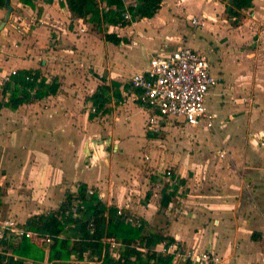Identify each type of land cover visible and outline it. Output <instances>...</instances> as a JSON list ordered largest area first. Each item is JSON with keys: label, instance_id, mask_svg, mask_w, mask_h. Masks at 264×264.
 Returning <instances> with one entry per match:
<instances>
[{"label": "crops", "instance_id": "0c3cea01", "mask_svg": "<svg viewBox=\"0 0 264 264\" xmlns=\"http://www.w3.org/2000/svg\"><path fill=\"white\" fill-rule=\"evenodd\" d=\"M120 1L122 12L139 3ZM89 17L66 0H3L0 77L17 76L0 81V219L25 227L91 188L102 200L87 204L161 236L154 249L175 240L218 264H264V0H160L126 24ZM179 46L203 55L217 81L204 101L211 128L156 119L134 98L130 76ZM27 73L34 94L9 108Z\"/></svg>", "mask_w": 264, "mask_h": 264}, {"label": "built area", "instance_id": "2783aa9c", "mask_svg": "<svg viewBox=\"0 0 264 264\" xmlns=\"http://www.w3.org/2000/svg\"><path fill=\"white\" fill-rule=\"evenodd\" d=\"M131 7H134L131 5ZM122 21L129 22L130 17L127 9L121 13ZM191 25H199L195 19L190 20ZM159 56L151 57L147 61L146 67L129 78L131 87L136 91L135 100L140 104L153 110L156 119L174 118L180 119L184 125L197 127L204 122L206 128H211V117L206 114L204 101L209 90L217 83L216 79L209 73L207 59L189 49L179 46L174 50ZM17 76L15 70L0 77L1 83H10L11 77ZM23 83H30L31 76L27 73L22 76ZM35 92L34 87L26 89L27 98ZM91 112L94 109L91 108ZM156 119L152 116L148 118V128L154 130L157 126ZM169 175L168 172L165 173ZM94 196L98 201L102 196L91 188H85L83 197L75 199L64 205L61 211L55 216L56 220L63 226L64 231L73 229L74 222L80 218L79 214L85 212L86 201ZM118 220L131 226L138 227L129 217L120 218V212H117ZM53 217L46 214L45 217ZM116 221V220H115ZM87 231L92 232V221L87 222ZM0 238L2 240H32L38 245H50L53 238L45 233L27 229L17 225L10 219H0ZM68 238L71 241H77L70 237L57 235L56 240ZM91 241L90 239L86 240ZM125 244L112 237H102L100 239V251L95 254L90 250L82 253L81 259L70 257L65 264H100L106 254L114 259L118 258L119 251ZM129 247H132L130 244ZM140 252L144 250L139 249ZM154 258L150 263H157V259L169 260L172 264H218L220 259L207 251H198L194 248L184 247L177 241L161 242L155 249H152ZM51 264H58L56 261Z\"/></svg>", "mask_w": 264, "mask_h": 264}, {"label": "trees", "instance_id": "16d2710c", "mask_svg": "<svg viewBox=\"0 0 264 264\" xmlns=\"http://www.w3.org/2000/svg\"><path fill=\"white\" fill-rule=\"evenodd\" d=\"M102 2L106 10H102L99 14L96 11L95 0H66L67 9L74 17L86 19L90 16V21L101 20L115 24H126L128 22L122 21L121 14L123 5L120 0H99ZM160 0H139L135 9H129L128 12L133 18H149L159 8ZM3 6V0H0V7ZM113 7V13L109 8ZM98 22V21H97ZM106 41L113 43L117 42L115 37L103 34ZM18 84L22 91L17 90ZM11 96L8 98V107L14 108L27 98L26 89L31 86L29 83L23 85V81L18 79L15 83ZM17 91L19 93L17 94ZM103 91V89H102ZM39 92L36 93L38 95ZM101 93H96L91 97L93 103H98L97 98L100 99ZM102 101V100H101ZM99 101V102H101ZM82 194V193H81ZM80 194V195H81ZM81 198L83 195L80 196ZM161 206L165 207L168 200L165 195L162 196ZM111 210H106L99 202L95 201L93 205L86 203L85 212L79 214L80 218L73 224V229L68 230L71 241L68 238L63 240H56L55 236H66L67 231H64L63 226L56 220L55 216H34L26 220L25 228L45 233L53 238L50 245H39L32 240H20L18 242L13 240H2L0 238V264H23L29 262L30 264H42L43 250H48V262H57L58 264H65L71 256L75 259H81L82 253L90 250L92 253H99L100 239L102 237H112L117 241L125 244L119 251L118 258L114 259L106 254L100 264H155L150 263L154 254L152 249L162 240V237L156 234H144L140 227H134L130 224L124 223L122 220H111ZM92 221L91 234L87 231V222ZM90 239L91 241H86ZM132 247H129V245ZM139 249L144 250L140 252ZM156 264H169V260L157 259Z\"/></svg>", "mask_w": 264, "mask_h": 264}, {"label": "rangeland", "instance_id": "374dc122", "mask_svg": "<svg viewBox=\"0 0 264 264\" xmlns=\"http://www.w3.org/2000/svg\"><path fill=\"white\" fill-rule=\"evenodd\" d=\"M198 28H199V27H198ZM147 61H148V59H147ZM211 127H212V119H211ZM255 132H258V131H257V130H254L253 133H255ZM206 133L212 134V131L207 130V131L205 132V134H206ZM191 142L193 143V141H191ZM189 144L192 145L191 143H189ZM196 145H200V144H197V143H196ZM155 171H156V170H153V173H155ZM146 172H150V171L146 170ZM163 172H164V171H163ZM166 172H167V171H165L164 173H166ZM150 176L153 177V174L149 175V177H150ZM145 178H147V176H145ZM141 182H142V181H141ZM152 183H154V182H152ZM142 197H143V195H142Z\"/></svg>", "mask_w": 264, "mask_h": 264}, {"label": "water", "instance_id": "95a60500", "mask_svg": "<svg viewBox=\"0 0 264 264\" xmlns=\"http://www.w3.org/2000/svg\"><path fill=\"white\" fill-rule=\"evenodd\" d=\"M2 28V24L0 25V29Z\"/></svg>", "mask_w": 264, "mask_h": 264}]
</instances>
